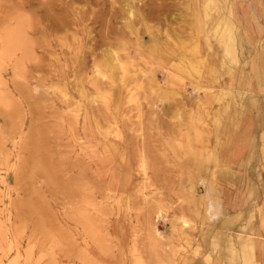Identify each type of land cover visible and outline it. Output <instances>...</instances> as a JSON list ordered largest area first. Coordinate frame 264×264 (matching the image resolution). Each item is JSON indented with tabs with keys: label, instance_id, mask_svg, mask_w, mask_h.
Returning <instances> with one entry per match:
<instances>
[{
	"label": "rangeland",
	"instance_id": "obj_1",
	"mask_svg": "<svg viewBox=\"0 0 264 264\" xmlns=\"http://www.w3.org/2000/svg\"><path fill=\"white\" fill-rule=\"evenodd\" d=\"M189 2L0 0V264H179L195 241L191 252L204 258L200 264L217 259L219 264L259 263L255 251L254 257L241 252L238 233L221 242V214H213L216 208L210 212V204L217 206L215 198H199L203 182L192 185L195 213L178 211L194 204L184 198L166 200L154 179L157 162L164 161L157 121L162 90L172 97L178 83L187 81L195 92L200 77L219 88L231 75L221 70L212 74V81L210 73L184 71L175 63L159 65L153 57L157 41L182 50L192 47ZM209 11L214 15L220 10L210 3ZM223 13L216 23L210 17L207 34L215 48L222 42L228 53L225 63L233 66L240 28L231 22L227 8ZM258 48L264 60V40ZM113 55L124 71L115 67L111 72ZM244 59L234 84L240 93L226 95L259 98L255 112L261 126L254 150L262 181L264 90L253 88L264 81V69L253 72ZM98 69L109 71L115 82L94 83ZM114 97L133 118L137 177L128 180L118 166L130 138L120 136L125 120L115 119ZM87 107L97 113L91 122L95 135L88 138L82 135L80 119ZM174 211L175 226L170 222ZM259 212L264 222L258 204L248 222L258 220ZM242 229L247 231L248 225ZM208 236L201 249L199 237Z\"/></svg>",
	"mask_w": 264,
	"mask_h": 264
},
{
	"label": "crops",
	"instance_id": "obj_2",
	"mask_svg": "<svg viewBox=\"0 0 264 264\" xmlns=\"http://www.w3.org/2000/svg\"><path fill=\"white\" fill-rule=\"evenodd\" d=\"M191 2H189V10L190 13L193 12L194 21L192 35H189L188 41L190 42V46H193L198 39L200 47L204 48L207 52L204 55L207 57L206 64L199 68V70L187 67L183 68L184 71L210 73V79L213 81L215 77L212 74H216L218 71L225 70L227 74L230 73L231 75L229 78L227 77V80L223 79V86L220 88H217L216 85H207L206 81H203L205 82L203 83L200 77L196 81L194 89L198 90L195 92H192L191 85L187 81L178 83V89L172 97H166L164 89L162 90L161 95L158 97L160 98L158 102L160 100L161 102L158 105H162L163 110H158L157 121L158 127L162 129L164 161L157 162L155 166L157 167V174L154 179L158 188L162 190L160 194L166 200L176 202L183 197L186 200L190 199L188 201L193 203L194 207L189 205L188 208H178V211L186 210L189 212L194 210L196 212L198 210L196 207V192L195 190L192 191L191 186L197 184V179L203 182L202 195L205 194L203 195L205 197L201 196L203 199L200 198V201H205L209 197H214L216 201L218 199L217 203L220 205H217L221 216L217 219L221 222L222 229L220 230H222V233L226 232L227 237L233 232L235 234L241 232L244 235L251 234L255 241V259L260 264H264V226L262 224L264 222L260 220V212L256 215L258 220L248 222L252 208L257 206V204L264 213V187L261 188V186H264V178L262 181L260 180V175L257 171L258 160L255 155L256 151L254 150L261 126L260 116L255 112L259 98L226 95V93H240V90L234 84L237 83L238 70L241 67L239 65L242 63L243 58H246L244 60H246L247 65L253 67V72L255 70L263 71L264 69L262 53L256 52L259 49L260 42L264 40V0H194ZM210 3H214L220 11L212 15L209 11ZM192 8L195 11H192ZM226 8L228 9L231 22L240 28L238 36L236 35L238 41L237 59L232 60L231 58L232 62H236L233 66L227 60L225 63L224 57L226 53L222 42H218L219 46L215 48V45L207 34L210 17L216 23L220 17L226 14L223 13ZM157 43L160 46H156L153 50V57L159 65L170 66L175 63L179 67H182L180 59L188 56L190 52L187 51L189 50H182L176 45L161 44L159 41ZM233 72L236 73V76ZM230 82H233L234 89L231 87ZM200 89L207 90L202 92ZM253 90L259 92L264 90V81L257 82ZM120 101V98L114 97L111 108L115 111L114 116L116 120H125V127L119 129L120 136L130 138V140L127 139V144L131 146H127L129 149H123V164L118 166L120 170L126 171V179L128 180L131 175L132 178L137 177L136 151L131 139L133 127L130 122L133 118L127 116L126 107L122 109L123 103ZM194 101L195 103H193ZM251 104L253 108L250 107ZM95 116H97V113H94L91 108L87 107L83 109L80 116L84 132L82 133L83 137L88 138L95 135L94 124H92L95 121ZM123 154L121 153V156ZM117 160L115 157L112 159L115 162ZM217 164H219V167ZM215 167H218L216 173L214 176H211L213 175L211 173H214L212 170ZM204 171L207 173L204 174ZM149 173L147 171L148 175ZM189 175H191L190 178L193 175L192 179L189 178ZM196 175L197 178L194 177ZM140 176L143 175L140 174ZM211 179L213 183L210 181ZM142 181L147 182L148 180L142 177ZM208 182L212 185L211 188ZM170 185L176 186L174 190L171 188L172 192L168 191ZM212 193L215 195L213 196ZM251 197L252 199H250ZM255 202L256 205L254 204ZM175 215L176 212L174 211V217L170 218V222L174 226L177 223ZM225 225H229V227L226 228ZM246 225H248V232L244 233L242 227ZM225 239L226 241L229 240V238L223 239L222 234L221 242L225 241ZM199 240V245L203 249L206 242L209 241V237H199ZM195 247H197L196 241L192 249ZM192 249L190 248L187 255H184L179 264H200L204 258L196 257L191 252ZM213 263L219 264V260L217 259Z\"/></svg>",
	"mask_w": 264,
	"mask_h": 264
},
{
	"label": "bare ground",
	"instance_id": "obj_3",
	"mask_svg": "<svg viewBox=\"0 0 264 264\" xmlns=\"http://www.w3.org/2000/svg\"><path fill=\"white\" fill-rule=\"evenodd\" d=\"M191 1H193V0H191ZM208 1V0H207ZM155 2V1H154ZM196 2V1H195ZM126 3V2H125ZM192 3V2H191ZM196 5V4H195ZM158 6V5H157ZM192 6H194L193 4H192ZM207 6H208V4H207ZM208 8V7H207ZM128 9V8H127ZM192 10V9H191ZM194 11V10H193ZM16 12H18V11H16ZM193 13V12H192ZM16 19V18H15ZM15 19L13 20V21H15ZM22 24V23H21ZM22 25H24V24H22ZM18 26V25H17ZM226 26V25H225ZM197 27H198V24H197ZM18 28H19V26H18ZM210 30V29H209ZM191 32V31H190ZM1 33V32H0ZM230 35V34H229ZM15 36V35H14ZM229 37V36H228ZM9 38V37H8ZM226 40V39H225ZM225 40H224V42H225ZM233 40H235V39H233ZM220 42V41H219ZM226 43H228V42H226ZM232 44V43H231ZM209 45H210V43H209ZM227 45V44H226ZM225 45V47L229 50V48H230V46L228 47V45L226 46ZM232 45H234V44H232ZM237 45H238V41H237ZM224 46V45H223ZM231 48H232V46H231ZM244 48V47H243ZM238 49V48H237ZM188 50V49H187ZM231 50V49H230ZM227 51V50H226ZM233 51H235V50H233ZM232 51V52H233ZM187 52H190L189 53V55L188 56H186V57H182L181 59H180V65L182 66V68H187V67H190V68H193V69H195V70H199V68H201V67H203L205 64H206V57L207 56H204L207 52L204 50V48L202 49L201 47H200V45H199V41H198V39H197V41L195 42V45H193L190 49H189V51H187ZM217 52V51H216ZM230 52V51H229ZM225 53H227V52H225ZM231 53V52H230ZM230 53H229V55H230ZM214 54H216V53H214ZM228 54V53H227ZM236 55L235 54H232V56L231 57H233V59H234V57H235ZM232 59V60H233ZM219 61V60H218ZM122 61H119L118 59H117V56L116 55H113L112 56V60H111V72H112V69L114 68V69H117V68H120L119 70L120 71H124L125 70V66H123V64L121 63ZM211 62V61H210ZM219 63V62H218ZM211 65V64H210ZM115 67H117V68H115ZM242 68V67H241ZM240 68V69H241ZM238 70V69H237ZM239 71V70H238ZM96 76H95V81H94V83H103L106 79H108V82H115V78H114V75H111V73L108 71V72H104V71H102V70H100V69H98L97 71H96ZM218 77V76H217ZM204 78V77H203ZM93 79V78H92ZM180 79H182L181 77H180ZM227 80V79H226ZM92 81V80H91ZM213 81V80H212ZM236 81V80H235ZM222 82V81H221ZM229 82V81H228ZM203 83H205V82H203ZM208 83V82H207ZM206 83V84H207ZM209 83H211V82H209ZM190 84V83H189ZM214 84H216V83H214ZM208 85H210V84H208ZM210 86H212V85H210ZM219 86H221V85H219ZM214 88V87H213ZM216 88V87H215ZM220 88V87H219ZM226 88V87H225ZM191 91V90H190ZM223 91V90H222ZM221 91V92H222ZM239 91V90H238ZM192 92H194V90L192 91ZM191 92V93H192ZM185 97V96H184ZM189 98V97H188ZM185 100V99H184ZM187 100H189V99H187ZM197 102V101H196ZM187 103V102H186ZM193 103H195V101L193 102ZM218 116V115H217ZM211 117H213V116H211ZM210 117V118H211ZM188 118V117H187ZM218 118V117H217ZM216 118V119H217ZM219 120V119H218ZM180 128V127H179ZM36 133V132H35ZM263 139H264V135H263ZM263 142H264V140H263ZM37 143H40V142H37ZM36 145V144H35ZM39 145V144H38ZM38 145H36L37 147H38ZM33 147V146H32ZM38 150V149H37ZM37 151H35V153H36ZM263 152H264V147H263ZM193 154V153H192ZM195 154V153H194ZM211 155V154H210ZM199 157V156H198ZM201 157V156H200ZM263 157H264V155H263ZM36 162V161H35ZM190 163V162H189ZM202 163V162H201ZM37 165H40L41 166V164H37ZM219 164H217V166H218ZM207 166H209L208 164H207ZM201 167V166H200ZM219 167V166H218ZM217 167V168H218ZM36 168V167H35ZM191 168H192V166H191ZM39 169H42L41 167L39 168ZM193 169V168H192ZM209 169V168H208ZM205 171H206V169H205ZM205 171H204V174H206L207 172H208V170H207V172L205 173ZM214 171V168H213V170H212V172ZM209 173V172H208ZM216 173V172H215ZM214 173V174H215ZM189 174V173H188ZM203 174V173H202ZM204 174H203V176H204ZM211 174H213V173H211ZM190 176L191 175H189V178H190ZM201 176V175H200ZM202 176V177H203ZM206 176V175H205ZM211 176H214V175H211ZM192 177H193V175H192ZM192 177L190 178V179H192ZM194 177H196L197 178V175L196 176H194ZM201 177V178H202ZM204 178V177H203ZM211 178H213V177H211ZM206 179V178H205ZM194 180V179H193ZM203 180V179H202ZM197 181H198V179H197ZM210 181H212V179L210 180ZM194 182V181H193ZM195 182H196V180H195ZM194 182V183H195ZM179 183V182H178ZM190 183H191V181H190ZM198 183V182H197ZM206 183V182H205ZM212 183H213V181H212ZM196 184V183H195ZM192 185V184H191ZM208 185H209V187L211 188L212 187V185L210 184V182H208ZM196 186V185H195ZM194 186V187H195ZM191 187H193V186H191ZM202 187V186H201ZM204 187V186H203ZM213 187H214V185H213ZM209 188V189H210ZM195 190H196V187H195ZM201 190H203V189H201ZM212 190V189H211ZM192 191H194V190H192ZM211 192V191H210ZM212 192H213V190H212ZM194 193V192H193ZM207 193V192H206ZM209 193V192H208ZM214 193V192H213ZM212 193V194H213ZM192 194V193H191ZM184 195V194H183ZM200 195V194H199ZM203 195H205V194H203ZM202 195V196H203ZM215 194H213V196H214ZM210 196V195H209ZM212 196V195H211ZM203 197H205V196H203ZM184 198V197H183ZM199 198H201V197H199ZM210 198V197H209ZM214 198V197H213ZM217 198V197H216ZM201 199H203V198H201ZM208 199V198H207ZM184 200V199H183ZM188 200H190V199H188ZM187 200V201H188ZM206 200V199H205ZM185 201V200H184ZM213 201V200H212ZM222 201V200H221ZM218 202V199H217V201H216V199H215V201H214V203L216 204ZM220 202V201H219ZM182 204V203H181ZM202 204V203H201ZM206 204V203H205ZM218 204V203H217ZM218 205H220V204H218ZM217 205V206H218ZM205 206V205H204ZM216 205H213V204H210V212H212L213 210H214V208H216V210L214 211V213L213 214H217L218 212H219V209H218V207H217ZM207 207V206H206ZM208 209V208H207ZM201 210H199V212H200ZM182 213V212H181ZM196 213V212H195ZM198 213V212H197ZM209 214V213H208ZM219 214H221V213H218V217H219ZM196 215V214H195ZM239 215V214H238ZM205 216H206V214H205ZM183 223H185V227L186 226H188V223L186 222L187 221V219H185V218H183L182 220H181ZM206 221V220H205ZM211 222H212V220H211ZM211 224V223H210ZM224 224V223H223ZM226 224V223H225ZM229 224V223H228ZM264 224V223H263ZM182 225H184V224H182ZM230 225V224H229ZM229 225L228 226H226V228L227 227H229ZM204 226V225H203ZM211 226V225H210ZM211 228H213L212 226H211ZM225 228V227H224ZM201 229H202V226H201ZM209 229V228H208ZM232 229V228H231ZM192 230V229H191ZM227 230V229H226ZM229 230V229H228ZM254 230H255V228H254ZM206 231V230H205ZM232 231V230H231ZM238 231V230H237ZM224 232V231H223ZM233 232V231H232ZM244 232H248V231H244ZM251 232V231H250ZM215 233V232H214ZM224 233H226V232H224ZM234 233V232H233ZM221 234H223V233H221ZM216 235V234H215ZM238 235H239V239H240V241H239V247L242 249V253H243V251L246 253V251L248 252V253H246V254H249V253H252V256L254 255L253 253H254V251H255V241H254V237L251 235V234H246V235H244L242 232L241 233H238ZM228 236V235H227ZM226 236V237H227ZM209 237V236H208ZM222 237V236H221ZM223 237H224V234H223ZM234 237V236H233ZM227 238H229V237H227ZM235 238H238V236L237 237H235ZM224 239V238H223ZM211 241H212V239H211ZM217 245V244H216ZM233 248V247H232ZM210 255V254H209ZM243 255V254H242ZM251 255V254H250ZM244 256H247V255H245L244 254ZM244 256H243V260H244ZM209 257V256H208ZM250 256L248 255V258H249ZM254 257V256H253ZM251 258V257H250ZM253 259V258H252ZM254 260V259H253ZM253 260H251L252 262H253ZM251 261H250V263H251ZM246 262H248L249 263V261H248V259H247V261ZM254 264H256V262L254 263ZM257 264H259V263H257Z\"/></svg>",
	"mask_w": 264,
	"mask_h": 264
}]
</instances>
